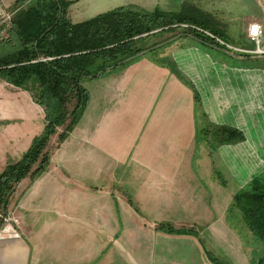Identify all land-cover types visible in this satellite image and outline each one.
I'll use <instances>...</instances> for the list:
<instances>
[{
  "label": "crops",
  "instance_id": "1",
  "mask_svg": "<svg viewBox=\"0 0 264 264\" xmlns=\"http://www.w3.org/2000/svg\"><path fill=\"white\" fill-rule=\"evenodd\" d=\"M16 1L0 0V24ZM67 1L73 23V9L109 10L118 0ZM186 1L172 0L171 10ZM237 3L225 23L204 13L221 42L244 52L210 49L178 29L83 82L89 100L73 130L60 145L62 131L50 137L47 168L9 200L0 264H213L217 253L223 264H249L228 216L239 190L264 181V54L247 37L259 24L264 49V0ZM0 84L11 89L0 90L1 173L45 121L26 90ZM219 128L242 138L218 145Z\"/></svg>",
  "mask_w": 264,
  "mask_h": 264
},
{
  "label": "trees",
  "instance_id": "2",
  "mask_svg": "<svg viewBox=\"0 0 264 264\" xmlns=\"http://www.w3.org/2000/svg\"><path fill=\"white\" fill-rule=\"evenodd\" d=\"M67 0H17L6 24H0V81L26 90L44 112L45 126L22 157L0 173V228L9 200L26 177L40 176L49 163V139L58 134L64 142L81 117L89 100L85 80L96 79L125 67L147 50L145 39L173 32L183 25L184 33L201 45L213 48L221 40L209 14L187 17L180 12H146L119 7L86 21L72 23ZM196 27L201 31L193 29ZM204 32L213 36L210 37ZM217 131V130H216ZM242 138L235 129L219 128L216 143H233ZM229 214L236 211L252 236L264 244V181L239 190ZM168 234H190L160 224ZM213 264H223L210 257ZM251 264H264V254Z\"/></svg>",
  "mask_w": 264,
  "mask_h": 264
},
{
  "label": "rangeland",
  "instance_id": "3",
  "mask_svg": "<svg viewBox=\"0 0 264 264\" xmlns=\"http://www.w3.org/2000/svg\"><path fill=\"white\" fill-rule=\"evenodd\" d=\"M186 1V0H185ZM238 0H187L183 5L179 7V9L173 8L174 5H172V0H118L116 2V5L114 8L119 7H132L136 9H141L146 12H154L156 10L162 11V12H171L175 11L182 12L187 17L192 16H198L199 13H212V17L216 20H220L221 22L225 23V20L230 21V11L226 10L228 6L232 8H236L238 5ZM171 7V8H170ZM114 8L109 10H99V11H88V10H76L73 9L72 12V19L73 23H80L83 21H86L94 16H97L98 14H102L111 10H114ZM218 9L217 13L215 14L213 12V9ZM233 12L236 13V10L233 9ZM79 15L78 20H74L73 14ZM225 15V16H222ZM224 17V18H223ZM224 20V21H223ZM6 23V22H4ZM3 23V24H4ZM185 27H180V30H184ZM223 40L227 43H234L233 37L228 36L226 32H223ZM0 90L5 91L9 90L5 85L0 84ZM11 90V89H10ZM9 90V91H10ZM63 128H58L57 133L61 132ZM48 147V146H47ZM47 149V148H46ZM48 150V149H47ZM1 218V215H0ZM229 223L234 226L236 229V232L240 234L241 241H242V248L244 258H247L250 263V259L254 257L259 258L264 254V244L258 240H256L252 234L248 231L247 227L242 223L239 214L236 211H232L228 216ZM216 257H218L220 262L224 263L223 259L220 257V255L214 254ZM237 263L238 261L235 260Z\"/></svg>",
  "mask_w": 264,
  "mask_h": 264
},
{
  "label": "built area",
  "instance_id": "4",
  "mask_svg": "<svg viewBox=\"0 0 264 264\" xmlns=\"http://www.w3.org/2000/svg\"><path fill=\"white\" fill-rule=\"evenodd\" d=\"M8 20L10 19V16L7 18ZM183 27L187 28L186 25H183ZM193 29H196L198 31H201L200 29L196 28V27H191ZM206 35L210 36L213 38V36L211 34H209L208 32H204ZM247 37H248V40L252 43H254L256 45V53H259V54H264V49H260L259 46H260V43L262 41V37H263V32H262V28L259 24L257 23H253V24H250L249 25V28H248V32H247ZM216 41L224 46V48L226 50H232V51H236V52H244L240 49H236V48H232L230 46H227L226 44H224L223 42H221V40L219 39H216Z\"/></svg>",
  "mask_w": 264,
  "mask_h": 264
}]
</instances>
